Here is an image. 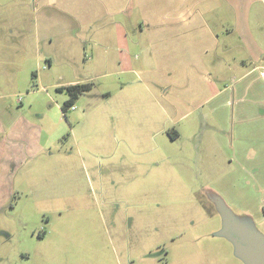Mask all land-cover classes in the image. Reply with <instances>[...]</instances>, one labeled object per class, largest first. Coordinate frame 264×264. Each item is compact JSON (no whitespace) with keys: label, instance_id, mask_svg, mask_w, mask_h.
Wrapping results in <instances>:
<instances>
[{"label":"rangeland","instance_id":"rangeland-1","mask_svg":"<svg viewBox=\"0 0 264 264\" xmlns=\"http://www.w3.org/2000/svg\"><path fill=\"white\" fill-rule=\"evenodd\" d=\"M201 2L0 0V139L25 127L40 145L2 148L0 159L14 157L0 203V264H246L231 235L264 249L254 218L209 187L223 160L216 152L204 160L201 134L171 142L166 112L145 111L149 102L138 111L148 100L136 92L148 55L139 26L171 17L181 25ZM153 68L169 81L151 83L159 103L183 105L185 76L170 81L162 61ZM71 83L92 89L63 114L59 88ZM154 128L149 142L135 137ZM150 146L172 172L152 168Z\"/></svg>","mask_w":264,"mask_h":264},{"label":"crops","instance_id":"crops-1","mask_svg":"<svg viewBox=\"0 0 264 264\" xmlns=\"http://www.w3.org/2000/svg\"><path fill=\"white\" fill-rule=\"evenodd\" d=\"M201 3V10L194 6L186 9L187 22L181 25L171 17L168 24L149 23L152 26L148 29L139 26V33L146 39L144 52L148 55L139 62V82L143 86L136 92L148 100H143L138 111L143 112V105L149 102L145 111L166 112L175 125L168 131L171 142L183 140L188 132L201 134L204 160L213 152L223 160L214 163L217 175L209 187L218 192L225 205L249 213L264 230V0H202ZM156 61L166 63L165 74L170 81L185 76L191 88L183 91V105L173 102L163 105L162 99L159 103L158 91L151 83L169 81L157 76L153 68ZM75 84L80 83L64 87ZM186 103L188 106L184 107ZM132 108L138 105L121 107L123 112H131ZM193 111H200L199 116L188 120ZM148 116L150 122L156 123L155 116ZM10 130L9 137L6 133L0 139V155L8 151L17 154L24 147L29 149V145L40 148L34 134L24 135L25 127ZM156 133L155 128L153 132L140 130L135 137H146L149 142ZM3 134L1 126L0 137ZM4 143L14 144L15 150L2 152ZM213 146L218 148L211 150ZM143 151L148 160H155L153 164L149 162L153 169L173 171V165L167 162L169 157L152 153V146ZM5 157L0 159L1 204L6 202L10 190L6 179L10 173L8 163L14 156Z\"/></svg>","mask_w":264,"mask_h":264},{"label":"water","instance_id":"water-1","mask_svg":"<svg viewBox=\"0 0 264 264\" xmlns=\"http://www.w3.org/2000/svg\"><path fill=\"white\" fill-rule=\"evenodd\" d=\"M235 243L238 256L246 264H264V249L258 245L240 241L238 238L232 239Z\"/></svg>","mask_w":264,"mask_h":264},{"label":"trees","instance_id":"trees-1","mask_svg":"<svg viewBox=\"0 0 264 264\" xmlns=\"http://www.w3.org/2000/svg\"><path fill=\"white\" fill-rule=\"evenodd\" d=\"M91 89H92V85L88 83H84V84L80 83V84H75L64 88H60L59 91L65 90L68 96V99L63 103L61 107L62 113L65 114L69 108L73 107L75 101L78 100L79 97L89 92ZM262 212L264 213V208L262 209Z\"/></svg>","mask_w":264,"mask_h":264},{"label":"flooded vegetation","instance_id":"flooded-vegetation-1","mask_svg":"<svg viewBox=\"0 0 264 264\" xmlns=\"http://www.w3.org/2000/svg\"><path fill=\"white\" fill-rule=\"evenodd\" d=\"M231 234H232V233H231ZM230 237H231V239L238 238V237H236L235 235H231ZM238 239H239V238H238Z\"/></svg>","mask_w":264,"mask_h":264}]
</instances>
